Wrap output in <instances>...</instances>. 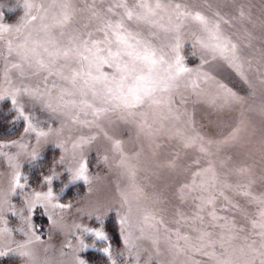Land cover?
<instances>
[{
    "label": "rangeland",
    "instance_id": "obj_1",
    "mask_svg": "<svg viewBox=\"0 0 264 264\" xmlns=\"http://www.w3.org/2000/svg\"><path fill=\"white\" fill-rule=\"evenodd\" d=\"M32 2H39V0H32ZM85 2L90 3L91 0H74L77 9H84ZM127 2L131 6L134 0H127ZM171 2L186 5L189 10L200 11L210 19L217 21L221 34L238 46V54L243 63V73L247 77V82H245L225 61L219 58L214 60L208 50L195 41V36L199 35L203 37L205 44H210L213 42L210 36L201 31V26L197 22L190 18L184 19L180 32L182 36L181 55L184 57L185 65L196 69L201 65L202 60L206 61L200 68V72L208 73L215 79L205 81L195 72L190 77L185 76L179 95L176 96L175 107H178L181 112L192 114L196 129L206 137L220 139L239 124V142L233 147L222 148L219 152L215 144H205L208 152L211 153L210 156L196 150L186 151L174 138H169L174 135L176 129L186 127L185 121L188 116L184 115L178 123L171 120L165 121V132L157 137L155 144L151 147L144 135L138 133L136 125L118 120L113 124L102 122L104 131L111 139L106 138L104 132H100L98 129H90L68 121L62 135L53 134L47 142L42 141L37 144L34 134H25L21 140L24 120L18 116L16 109L12 106L11 96L6 95L0 99V142L7 146L0 148V153L13 156L19 151L18 147L8 144L12 140H21L22 143L28 144L29 151L35 147L38 153L35 159H32L27 153H22L17 157L21 182L25 183L26 187L15 191V194L10 197L8 207L14 206L17 210L22 209L26 194H31L33 191H46L48 185L42 182V177L52 172L59 176L52 182L53 192L58 198L57 202L71 205L70 208L56 210L57 219L62 217V230L52 227L44 209L39 207L33 209L31 222L35 225L36 234L41 236V242L31 246L35 264H72V250L63 248L64 255H61V250L66 242H71L75 247L76 237H80L88 245V247L82 248L79 253L80 257L88 264L91 263L84 256L87 250L98 251L99 255L107 257L106 263L101 261L100 264H111L108 256L101 251L106 246H110L114 250L113 258L116 260V264H213V261L203 254L205 251H212L211 247L205 246L202 251L185 250L177 254L174 250H170L163 241L162 237L169 234L165 233L166 228L173 230V233L175 229L180 228L182 233H187L193 238L197 235L190 227H183L182 224L178 225L175 221L178 219L177 209L189 217L194 214L199 201L194 200L193 197L199 196L201 193L199 190L191 191L190 188H185L184 192L189 193L188 199L181 202L178 191L180 186H191L194 179L192 173L208 167L211 163L219 181L226 180L229 184L240 185L242 188L248 184L249 179H254L253 193L257 195L264 193V0H171ZM23 3L24 0H0V13L4 14L0 18V23H12L22 16ZM101 7H107V4ZM241 12L244 13L243 16L240 15ZM214 13H219V15H214ZM33 14H36L35 11ZM89 15L88 11H78L67 30L79 28L88 23ZM166 19L165 16V22ZM92 23L94 25L95 22ZM38 24L39 20L34 22L32 27ZM141 30L144 35H147L146 26H141ZM21 40L22 36L19 33H4L3 39L0 40V54L8 56V43L11 42L15 47ZM168 42V37L164 32H159L158 38H154L157 47L164 46ZM16 62L17 58L14 55L7 60L0 58V94L10 91L14 86H22L16 70H12L10 73L12 84H9L2 75L10 63ZM43 75V73L32 75L28 71L23 79V84L34 86L40 83L43 86ZM217 81L232 89L240 97V101L223 110H214L210 107L208 100L217 92ZM193 83L198 87L194 88ZM197 92L200 93L199 97L196 95ZM180 96L186 100L184 105L179 104ZM17 100L18 106L23 107L25 114L30 115L32 122L40 129L47 130L49 126H58L59 118L54 119L47 110L40 104L34 103L27 95L21 94ZM219 103L221 101L217 100V104ZM142 111L147 113V120L151 123L154 118V110L145 107ZM87 118L91 119V116ZM210 120L213 123L210 124ZM92 133L98 134L97 139L83 148L90 183L83 180L66 183L68 173L64 168L69 163L74 165L76 161L73 159V154L74 152L79 153V149H73V142L79 136H87ZM114 139L122 141L123 150L129 156L137 151L141 153L137 159L131 161L136 172L134 180L130 178L128 171L118 163L120 156L112 150V140ZM58 141H66L67 152H62L57 147ZM156 144L160 147L156 148ZM48 150L54 151L50 155L53 156L52 162H49V158H47L46 161H40L39 164L33 163ZM62 154L65 156L63 164L57 163ZM228 156H231L232 159L227 160ZM197 157L200 158L199 167L192 163ZM173 159L176 161L175 169L166 167L165 162ZM221 161H225V163L222 164ZM241 167L250 168L251 173L237 174L236 169ZM11 171L7 158L0 155V173H2L0 175V193H8ZM27 172H32V177L28 176ZM39 172L42 173L41 182L30 185L29 182L34 181ZM210 178L211 173H205L197 178L196 182L210 181ZM75 182L84 183L85 189L77 202H71L72 198L64 195V192L69 185ZM221 187L222 183H218L217 188ZM224 191L225 195L231 198L232 203H238L242 209L246 210L247 217L240 211L230 208L228 202L222 197H218L215 203L216 215L233 219L235 228L229 231L227 228L213 227V221L208 215V212L212 210L211 205L207 206L202 213L203 224L196 221L195 226L211 232L212 240L219 241L223 236L228 252L224 253V249L217 243L214 250L218 254L224 253L219 256V259L228 260L230 264H261L264 257H261L258 252H253V249L259 250L262 243L261 237L257 235L259 229L252 227V220L258 219L257 205L247 203L246 199L236 195L231 189ZM129 208H131V212H129L127 228L132 233L136 249L139 250L138 262L135 255H129L127 252H124L123 255H115V253L124 250L120 217ZM139 209L148 211L157 219L163 218L164 225L158 226L161 239L157 245L152 243V238L156 233L144 225ZM89 213H95V215H89ZM24 214L27 215V210ZM2 215L7 223H0V229L9 227L15 240H23L24 237L16 231L18 227L22 226L19 217L7 210ZM96 215H100L99 220L96 219ZM113 220L117 223V241H112L109 228L105 227H110V222ZM215 223L219 225L224 221L219 220ZM74 225H81V229L75 230ZM83 227L103 228L108 240H97L91 233L81 235ZM141 228H144L143 236ZM84 235L90 236V242L84 238ZM229 237L232 238L229 239ZM172 239L175 240L174 234ZM180 243L183 245V241ZM193 243L199 246L195 240ZM136 249L133 251L135 252ZM5 251L6 255L0 256V264H25L26 258L22 257L19 252L6 249Z\"/></svg>",
    "mask_w": 264,
    "mask_h": 264
},
{
    "label": "snow or ice",
    "instance_id": "obj_2",
    "mask_svg": "<svg viewBox=\"0 0 264 264\" xmlns=\"http://www.w3.org/2000/svg\"><path fill=\"white\" fill-rule=\"evenodd\" d=\"M107 4V7H101ZM23 14L12 23H0V40L3 39L4 33H19L22 40L13 47L8 43V56L0 54V58L7 60L11 56L17 58L16 63H10L8 68L2 73L9 84H12L11 71L16 70L21 85L11 88L0 94V99L6 95L11 96L12 106L16 109L18 116L23 118L24 127L21 140L25 134H34L37 144L47 142L48 138L55 134L62 135L68 121L73 124H79L87 128H95L104 132L106 138L107 132L104 131L102 122L113 124L117 120L134 124L137 126L138 133L143 134L151 147L155 144L157 137L165 132V121L180 122L184 115L188 116L185 121L186 127L176 129L173 136L177 143L183 149L196 150L205 155H211L205 144L217 146L219 152L222 148H230L239 142L240 126L237 124L232 130L220 139H214L211 136L203 134L195 127V121L192 114L181 112L175 107L176 96L182 87L185 76H191L197 73L205 81L214 80L215 78L208 73H201L200 68L206 61H201V65L196 69L189 68L184 63V57L181 55L182 36L181 26L184 19H191L201 26V31L210 36L213 41L205 44L202 36L196 35V43L205 47L211 57L225 61L245 82L247 77L243 73V63L238 54V46L228 37L220 32V25L217 21L210 19L200 11H191L186 5L181 3H172L171 0H134L130 6L127 0H91L85 2L84 9H77L74 0H24ZM35 11L36 14H33ZM78 11H88L90 13L88 23L79 28H71L74 17ZM0 13V18L3 17ZM219 15V13H214ZM244 15L243 12L240 13ZM165 16L167 17L165 22ZM39 20V24L32 27L33 23ZM92 22H95L94 25ZM141 26L148 29L147 35L143 34ZM159 32H164L169 42L161 47H157L154 38H158ZM167 48V51H165ZM108 69L110 71H105ZM32 75L44 74L42 77L43 86L40 83L36 85L23 84V79L27 72ZM194 88L198 85H192ZM217 92L208 100V104L214 110H223L227 106L240 101V97L227 85L222 82H216ZM27 95L34 103L40 104L47 110L54 119H58V126H49L47 130L40 129L31 120L30 115H26L22 106H18L17 97ZM199 97L200 93H196ZM217 100L221 103L217 104ZM186 100L180 96L179 104L184 105ZM145 107L154 110V118L151 123L147 120V113L142 111ZM91 116V119L87 117ZM83 117V118H81ZM209 123H213L211 120ZM97 133L87 136H79L73 142V149H79V153L74 152L73 159L76 161L73 165L69 163L64 170L68 173L66 183L77 180H83L90 183L87 175V161L83 155V148L97 139ZM21 140H12L8 144L18 147L19 151L13 156L7 153H0L7 158L10 166V187L8 193H0V223H7L2 213L12 211L13 215L19 217L20 227L16 229L24 239L15 240L12 230L9 227L0 229V256L6 255V251H17L22 257H25V264H35L32 252V245L41 242V236L36 234L35 225L31 222L33 209L39 207L44 209L51 221L53 228L62 230V217L57 219L56 210L70 208L68 203L57 202V195L53 192V179H58L57 173L52 172L42 177V182L48 185L46 191H33L26 194L24 198V207L15 209L10 205V197L15 194L17 189L26 187L21 182V172L17 157L22 153H27L32 159L37 156L35 147L28 150V144L22 143ZM66 141H58L57 147L62 152H67L65 147ZM7 145L0 142V148ZM156 148L160 145L156 144ZM112 150L119 154V165L128 171L131 179H135V166L131 161L140 156V151L129 156L124 150L122 141L112 140ZM179 155V154H177ZM107 159L106 157L104 158ZM232 157L228 156L227 160ZM65 156L62 154L57 163L63 164ZM199 167L200 158L197 157L192 162ZM225 163V161H221ZM165 166L175 169V159L165 162ZM237 174L251 173L248 167L236 169ZM211 173L210 181L196 180L202 174ZM2 175V173H0ZM192 185H181L179 199L185 202L189 193H185V188L191 191L199 190V196L193 197L199 201L196 204L194 214L186 216L180 209H177L175 221L183 227H190L197 235L193 238L187 233H182L180 228L165 229L162 238L164 243L174 250L177 254L185 250L202 251L207 246L213 248L212 251L203 252L208 256L213 264H230L228 260L219 259L220 255L228 252L225 248L223 236L219 241L211 239L212 233L204 228H197L196 221L204 222L202 213L209 205L212 210L208 212L213 221V227L227 228L229 231L235 228V222L226 216H217L215 203L218 197H222L228 202V206L241 212L247 217L246 210L242 209L238 203H232L230 197L225 195V189H231L236 195L246 199L247 203L257 205L258 219L252 220V227L259 229L257 235L262 239L259 250L253 249V252L264 257V193L254 194L252 186L255 184L254 179H249L248 184L241 188L240 185L229 184L226 180L221 182L212 167L209 166L192 173ZM26 179V178H25ZM222 183L221 188L217 184ZM140 191H143L140 189ZM127 203V200H125ZM27 210V215L24 214ZM80 211V210H78ZM141 219L147 228L152 229L156 235L152 238V243L157 245L160 242L159 227L163 226V218L157 219L154 215L144 209H139ZM129 208L120 217L122 226L124 250L115 255H123L127 252L129 255H135L137 262L139 260V250L136 249L135 241L132 239V233L128 231ZM95 215V213H89ZM102 215V214H101ZM100 219V215H96ZM223 220L224 223L217 225L215 222ZM75 230L81 229V225H74ZM143 236L144 228L140 229ZM91 233L95 239L107 241L108 236L103 228L83 227L82 233ZM175 235V240L172 235ZM232 237H229L231 239ZM193 240L199 243H193ZM183 241V245H181ZM219 243L224 249V253L218 254L214 249ZM15 245V247H12ZM71 249L72 264H88L79 255L82 248L88 247L84 240L76 237V246L71 242H66L62 246L61 255H64L63 248ZM136 249L134 252L133 250ZM111 261L116 264L113 258L114 250L110 246L101 249ZM261 264H264L262 259Z\"/></svg>",
    "mask_w": 264,
    "mask_h": 264
},
{
    "label": "trees",
    "instance_id": "obj_3",
    "mask_svg": "<svg viewBox=\"0 0 264 264\" xmlns=\"http://www.w3.org/2000/svg\"><path fill=\"white\" fill-rule=\"evenodd\" d=\"M52 153H54L53 150H48V152L46 154H44L42 157H39L37 160L33 161V163L39 164L40 161H46L47 158H49V162H52L53 156H50ZM32 174H33L32 172H27V175L30 177H32L31 176ZM41 177H42V173L39 172V174H37V178H35L34 181L29 182V184L30 185L39 184L41 182V180H40ZM84 189H85L84 183L75 182L72 185H69V187L64 192V195L70 196L72 198L71 202H77V200H79L82 193L84 192ZM105 227L109 228L108 231L111 235L112 241H117L118 240L117 223L113 220V222H110V227L109 226H105ZM112 234H113V236H112ZM89 237L90 236H88V235H86V236L84 235V238L88 239V242H90V240H91ZM98 243H101V242H98ZM102 244H104V243H102ZM84 256H85V258H87L90 261L91 264H95V263L100 264L101 261L103 263H106V259H107V257L105 255H102V254L99 255V252L94 251V250H87L85 252Z\"/></svg>",
    "mask_w": 264,
    "mask_h": 264
}]
</instances>
